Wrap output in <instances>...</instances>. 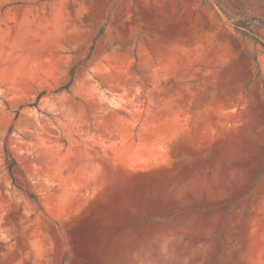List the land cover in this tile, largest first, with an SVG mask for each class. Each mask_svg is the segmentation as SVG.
Listing matches in <instances>:
<instances>
[{
  "label": "rangeland",
  "instance_id": "1",
  "mask_svg": "<svg viewBox=\"0 0 264 264\" xmlns=\"http://www.w3.org/2000/svg\"><path fill=\"white\" fill-rule=\"evenodd\" d=\"M0 264H264V0H0Z\"/></svg>",
  "mask_w": 264,
  "mask_h": 264
},
{
  "label": "trees",
  "instance_id": "2",
  "mask_svg": "<svg viewBox=\"0 0 264 264\" xmlns=\"http://www.w3.org/2000/svg\"><path fill=\"white\" fill-rule=\"evenodd\" d=\"M250 25H251V23H248L247 24L244 21H235V27H236L237 31H239V32H243L244 33V31H242V30L249 28ZM256 64H257V67L259 68V65H258V62L257 61H256ZM73 74L71 76L70 83L68 85H66L64 87V89H68L71 86L72 81L74 79V75ZM5 154H6V164H7V167L9 169L10 173L13 175V171H14V168H15V166L17 164V161L15 160V158L12 156L11 152L8 149L5 150ZM29 196L32 199H35V195L31 194Z\"/></svg>",
  "mask_w": 264,
  "mask_h": 264
}]
</instances>
